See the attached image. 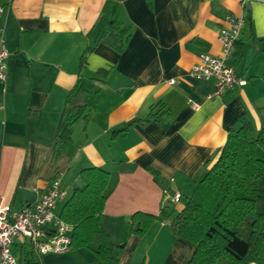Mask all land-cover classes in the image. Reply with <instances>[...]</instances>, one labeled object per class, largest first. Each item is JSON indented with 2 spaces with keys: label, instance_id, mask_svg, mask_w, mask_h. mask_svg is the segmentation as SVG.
<instances>
[{
  "label": "crops",
  "instance_id": "obj_1",
  "mask_svg": "<svg viewBox=\"0 0 264 264\" xmlns=\"http://www.w3.org/2000/svg\"><path fill=\"white\" fill-rule=\"evenodd\" d=\"M1 1L7 11L0 38L9 58L7 80L0 82V195L17 211L60 178L68 197L83 168L101 166L118 178L102 224L122 245L115 249L119 264H187L194 245L174 234L170 222L157 220L138 235L130 231L131 215L181 209L228 130L243 117L264 126V0ZM228 14L245 19L228 61L246 83L211 96L213 84L196 81L190 70L202 53H221L219 31L229 25ZM107 20L131 30L121 51L112 42L123 43L125 35L96 42ZM79 77L87 91L67 103ZM83 104L88 118L73 124L68 140L59 138L62 112ZM153 106L160 120L134 121ZM257 155L264 159V149ZM66 198L57 202L58 213ZM13 250L18 264H97L86 248L43 253L22 237Z\"/></svg>",
  "mask_w": 264,
  "mask_h": 264
},
{
  "label": "trees",
  "instance_id": "obj_2",
  "mask_svg": "<svg viewBox=\"0 0 264 264\" xmlns=\"http://www.w3.org/2000/svg\"><path fill=\"white\" fill-rule=\"evenodd\" d=\"M106 35H125L123 43L112 45L121 51L131 37L129 27L115 26L106 21ZM88 46L80 56L79 67L87 63ZM264 53V38L259 39ZM105 72V70H99ZM87 91L81 77L70 89L66 102ZM88 104L75 112L64 110L57 126L59 138L68 140L71 127L81 118H88ZM151 108L149 116L137 119L141 123L158 121L162 114ZM133 121V122H134ZM130 125V124H129ZM128 126L117 133L126 132ZM2 123L0 122V137ZM264 149V126L257 129L243 117L237 127L228 130L227 139L217 159L198 180L193 193L181 209L163 208L160 214L137 210L132 213L131 233L145 235L155 221L170 219L172 232L194 245L187 264H264V159L257 148ZM58 151L54 153V157ZM72 192L66 198L59 215L73 224L71 249L86 248L96 256L97 264H119L112 234L103 226L102 215L108 197L117 184V176L101 166L83 168L76 176Z\"/></svg>",
  "mask_w": 264,
  "mask_h": 264
},
{
  "label": "built area",
  "instance_id": "obj_3",
  "mask_svg": "<svg viewBox=\"0 0 264 264\" xmlns=\"http://www.w3.org/2000/svg\"><path fill=\"white\" fill-rule=\"evenodd\" d=\"M246 2L248 0H242ZM7 11V4L0 0V21ZM229 25L219 31L221 53H202L190 74L198 82H211V96H220L246 83L236 68L229 63L236 43L241 35L245 19L236 14H228ZM9 50L4 38H0V82H6L8 73ZM174 81V80H172ZM192 107L199 108L197 103ZM67 197L60 178L51 180L49 186L33 203H25L19 210L12 211L4 197L0 195V264H18V257L13 246L19 237L29 239L38 252H66L71 250L73 224L65 221L56 211L57 202ZM181 194L175 193L173 201L179 200ZM170 222L169 218L165 219Z\"/></svg>",
  "mask_w": 264,
  "mask_h": 264
},
{
  "label": "rangeland",
  "instance_id": "obj_4",
  "mask_svg": "<svg viewBox=\"0 0 264 264\" xmlns=\"http://www.w3.org/2000/svg\"><path fill=\"white\" fill-rule=\"evenodd\" d=\"M58 210H60V207L58 208Z\"/></svg>",
  "mask_w": 264,
  "mask_h": 264
}]
</instances>
